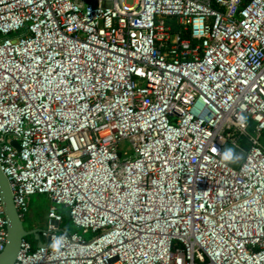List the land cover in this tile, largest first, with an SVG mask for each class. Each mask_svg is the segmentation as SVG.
Here are the masks:
<instances>
[{
	"label": "built area",
	"instance_id": "1",
	"mask_svg": "<svg viewBox=\"0 0 264 264\" xmlns=\"http://www.w3.org/2000/svg\"><path fill=\"white\" fill-rule=\"evenodd\" d=\"M0 166L12 264H264V0H0Z\"/></svg>",
	"mask_w": 264,
	"mask_h": 264
},
{
	"label": "water",
	"instance_id": "2",
	"mask_svg": "<svg viewBox=\"0 0 264 264\" xmlns=\"http://www.w3.org/2000/svg\"><path fill=\"white\" fill-rule=\"evenodd\" d=\"M10 144L17 150L19 146L16 140H11ZM0 197L3 204V211L8 220L7 239L3 250L0 252V264H12L15 260L20 242L23 237H32L38 244H43L39 238V229H27L23 226V222L16 210L13 194L9 184V180L4 174L0 166ZM48 243V241H46Z\"/></svg>",
	"mask_w": 264,
	"mask_h": 264
},
{
	"label": "rangeland",
	"instance_id": "3",
	"mask_svg": "<svg viewBox=\"0 0 264 264\" xmlns=\"http://www.w3.org/2000/svg\"><path fill=\"white\" fill-rule=\"evenodd\" d=\"M126 1H127V3H131L133 0H126ZM227 149H233L236 154H241L242 158H243L244 153L242 151H239L238 149L234 148L233 144H229V145L225 146L224 152ZM242 158L236 163H231V162H228V163L232 166H237L238 163L242 160ZM30 199H31L30 200V210L26 214V216L24 217V219L22 221L23 226L27 229H30L33 226L34 227H42L44 225V222L46 219L47 209H48L51 202H50L48 196L45 194H35V195H32L30 197ZM58 211L63 213L65 216L67 215V209L64 207H58ZM86 236H88V235L86 234ZM28 239L30 241L32 240L31 242L34 244L37 243V241L32 239V237H30V236L28 237ZM195 264H197V262Z\"/></svg>",
	"mask_w": 264,
	"mask_h": 264
},
{
	"label": "trees",
	"instance_id": "4",
	"mask_svg": "<svg viewBox=\"0 0 264 264\" xmlns=\"http://www.w3.org/2000/svg\"><path fill=\"white\" fill-rule=\"evenodd\" d=\"M179 26L178 25H173V30L174 31H177L178 32V30H179ZM180 32V35H181V37L182 38H184V39H188V38H190L189 37V33L188 32H185V31H179ZM253 125H251L250 126V129L252 130V127ZM242 145H244L245 147L247 146V143H246V140L244 141V140H242ZM62 227H63V229L65 230V231H67V230H74L75 229V227L71 224V222H70V220H69V218L67 217V216H64V222L62 223ZM33 239V238H32ZM32 241V240H31ZM34 244V243H33Z\"/></svg>",
	"mask_w": 264,
	"mask_h": 264
},
{
	"label": "clouds",
	"instance_id": "5",
	"mask_svg": "<svg viewBox=\"0 0 264 264\" xmlns=\"http://www.w3.org/2000/svg\"><path fill=\"white\" fill-rule=\"evenodd\" d=\"M242 158L241 154H236L233 149H227L223 154V159L227 162L236 163Z\"/></svg>",
	"mask_w": 264,
	"mask_h": 264
}]
</instances>
